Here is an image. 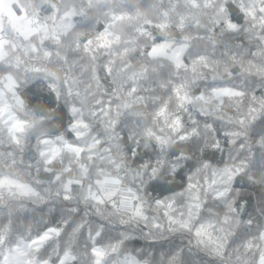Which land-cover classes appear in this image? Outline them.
Segmentation results:
<instances>
[{"label":"clouds","instance_id":"obj_1","mask_svg":"<svg viewBox=\"0 0 264 264\" xmlns=\"http://www.w3.org/2000/svg\"><path fill=\"white\" fill-rule=\"evenodd\" d=\"M20 3L41 31L0 18V264H93L96 232L102 264H264V0Z\"/></svg>","mask_w":264,"mask_h":264},{"label":"snow or ice","instance_id":"obj_2","mask_svg":"<svg viewBox=\"0 0 264 264\" xmlns=\"http://www.w3.org/2000/svg\"><path fill=\"white\" fill-rule=\"evenodd\" d=\"M0 18H7L9 21L10 27L13 31L20 33L21 35H24L25 38H28L29 36L36 34L41 31L40 28L34 26L32 20L27 16L26 9L24 8L23 4L20 3V0H0ZM228 27H232L231 24L228 25ZM48 33L44 31L41 39H47ZM52 38L56 39L57 36L55 34H52ZM2 40H0V44H2ZM91 44V41L85 42V47L87 48V45ZM110 44L109 37L107 35H100L97 37V47H107ZM154 50V49H153ZM33 51H35V48H33ZM0 55H2V51H0ZM45 55H48V53H45ZM177 67H185L183 62L177 63ZM193 71H195V68H193ZM135 91V89H133ZM225 94L229 93L231 90L224 89L221 90ZM239 94V93H234ZM13 128L19 129V122H16L12 125ZM57 153V149L53 148L51 149L50 156H54ZM45 153H42L44 155ZM70 191L68 185H65V192L67 193ZM30 189H25L24 194H30ZM65 200L70 199V196L65 195ZM78 229H73V232H77ZM29 235L27 237V243L26 247L34 252L39 253L40 249L44 248V245L51 240L58 239L61 237L62 228L60 225H54V226H48L45 230H42L40 232H37L35 235L31 234V229H28ZM3 235V231L0 230V236ZM99 235V232H96L95 234H90L89 238L93 242V246L91 247V255L95 258L93 264H102L103 257L105 255V251L103 248L96 247V237ZM19 243H23V241H20ZM19 243L17 247L14 249V251H18L22 257H25V259H21L16 262V264H48L47 260H44L40 256H32L28 252L23 251L19 247ZM46 251V249H45ZM56 252L58 253L57 259L58 264H76V255L75 250L72 247L71 242L68 243H57L56 246Z\"/></svg>","mask_w":264,"mask_h":264}]
</instances>
